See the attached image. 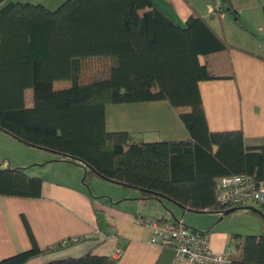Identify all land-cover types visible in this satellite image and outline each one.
<instances>
[{"label": "trees", "instance_id": "16d2710c", "mask_svg": "<svg viewBox=\"0 0 264 264\" xmlns=\"http://www.w3.org/2000/svg\"><path fill=\"white\" fill-rule=\"evenodd\" d=\"M3 1L0 132L81 167L86 187L95 177L138 191L142 201L169 202L183 214L222 212L216 203L219 178L250 176L264 182V143L247 146L242 130L208 128L199 83L235 80V73L234 47L207 20L193 12L179 26L151 0H66L53 11L21 3L1 6ZM218 1L216 15L227 13L238 21L230 0ZM262 12L264 17V6ZM98 73L107 76L94 80ZM58 81L70 87L54 90ZM146 102H167L190 138L142 142L133 134L106 130L107 105ZM42 182L24 168L0 165V197L40 198ZM259 211L263 217L242 210L256 217L263 232L232 234L236 254L230 264H264V210ZM22 220L31 247L0 264H27L49 252L38 247ZM109 261L88 253L42 264Z\"/></svg>", "mask_w": 264, "mask_h": 264}, {"label": "crops", "instance_id": "0c3cea01", "mask_svg": "<svg viewBox=\"0 0 264 264\" xmlns=\"http://www.w3.org/2000/svg\"><path fill=\"white\" fill-rule=\"evenodd\" d=\"M65 1L4 0L1 6L21 3L40 5L53 11ZM151 1L179 26H183L195 12L207 20L218 34L224 35L227 42L234 47L230 50V60L235 80L199 83L208 128L212 132L242 130L247 146L264 143V0H230L238 21L227 13L220 16L213 13L212 0ZM26 105L31 107L32 101ZM105 128L108 132L133 134L142 142H179L190 138L167 102L107 105ZM47 155L49 156L41 158L37 154L19 158L15 167H47L39 175L43 181L40 198L0 197V261L30 249L23 216L38 247L49 249L48 253L30 260L27 264L78 258L88 253L109 257V264H176L171 245L150 243L149 229L135 225L133 219L136 216L177 219L174 214L178 207L166 201H142L138 191L130 190L136 193L125 192V195L120 194L116 200L134 198L137 204L129 206L125 212H118L97 200L96 193H89L88 188L80 182L79 166L59 161L54 154ZM6 160L12 161L9 158ZM98 185L93 184V189L96 190ZM114 193L113 191L112 194ZM134 207L136 210L133 212ZM220 221V217L217 221L216 217L213 218L209 222L212 225L206 226L210 228L206 232L201 231L206 234L212 252H221L228 247L234 249L230 236L241 235L230 225L222 226ZM189 223L197 227L195 222ZM73 237L80 240L60 246L62 241ZM116 249L122 251L117 259L113 258Z\"/></svg>", "mask_w": 264, "mask_h": 264}, {"label": "built area", "instance_id": "2783aa9c", "mask_svg": "<svg viewBox=\"0 0 264 264\" xmlns=\"http://www.w3.org/2000/svg\"><path fill=\"white\" fill-rule=\"evenodd\" d=\"M220 1L212 3L211 11H220ZM216 203L222 208L218 213L223 217L225 210L239 208L249 211L251 208L264 210V182L256 183L250 176H226L219 178L215 186ZM133 223L145 227L151 232L150 243H167L173 248L176 264L188 262L190 264H230L236 254L233 248H226L221 252H212L205 233L196 231L184 225L182 220L160 221L155 218L136 216ZM80 238H68L60 243L66 246L77 243ZM121 250L113 252V258L121 255Z\"/></svg>", "mask_w": 264, "mask_h": 264}, {"label": "rangeland", "instance_id": "374dc122", "mask_svg": "<svg viewBox=\"0 0 264 264\" xmlns=\"http://www.w3.org/2000/svg\"><path fill=\"white\" fill-rule=\"evenodd\" d=\"M229 18V17H228ZM233 18H231L232 20ZM234 20V19H233ZM216 24V23H215ZM217 25V24H216ZM107 76L106 73H98L93 76L94 80L97 79H103ZM70 87V82L68 81H58L53 84L54 90H62ZM25 100L27 104H30L32 101V95L31 91L27 90L25 92ZM36 149L27 148L17 141H14L9 137L8 135H5L4 133L0 132V165L3 168H15L17 166V161L19 158L23 157H29L30 155L35 156L37 154L40 158L45 156H49L47 154L49 153H38L42 151H38ZM26 155V156H25ZM12 159V161H8L5 159ZM63 166V165H60ZM47 168L46 166H28L25 169V173H27L29 176L33 177H39L41 173ZM61 168V167H60ZM80 173H81V179L80 182L82 183V179L84 176V171L81 167ZM78 170V169H77ZM38 175V176H35ZM88 191L90 194L98 196L96 199L100 200L101 203L107 204L109 207L115 208L118 212H125L127 209H129V206L133 207L137 204V200H134V198H131L130 200H127V198H120L116 200V197H119V195H125V192H130L129 194H135L136 192L130 191L133 189H124L123 187H119L118 185H114L105 181H100L96 179L95 177H91L88 181ZM93 184H99L96 190L93 189ZM124 191H123V189ZM115 192L112 194V192ZM134 192V193H132ZM99 193V194H97ZM112 194L113 196H110ZM133 197V196H132ZM111 199V201H110ZM115 199V200H114ZM140 199V197H139ZM133 212L136 210V207H134ZM175 217H177V220H182L184 225L187 227H190L192 229H195L196 231H207L209 228H206V226H211L212 224H209V222L216 217L219 219L220 215L216 214H194V213H185L183 214L180 209H175ZM102 216L99 214V219H101ZM193 221L195 224H197V227L192 226L189 222ZM222 226L224 224L230 225L235 231H238L241 235H260L263 232V228L261 227L259 221L256 219V217L244 214L242 211H237L233 213L230 216L225 217L220 221ZM194 227V228H193ZM202 227V228H201Z\"/></svg>", "mask_w": 264, "mask_h": 264}, {"label": "water", "instance_id": "95a60500", "mask_svg": "<svg viewBox=\"0 0 264 264\" xmlns=\"http://www.w3.org/2000/svg\"><path fill=\"white\" fill-rule=\"evenodd\" d=\"M237 211H241V209H239V208H231V209H228V210L224 211L223 216H226V217L227 216H230V215H232L233 213H235ZM249 211L254 212V213H256V214H258V215H260V216L263 217V214L258 209L251 208ZM221 219L222 218L220 217V220Z\"/></svg>", "mask_w": 264, "mask_h": 264}]
</instances>
